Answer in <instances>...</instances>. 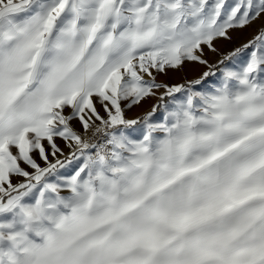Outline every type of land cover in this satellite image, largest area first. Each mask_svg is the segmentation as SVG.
Wrapping results in <instances>:
<instances>
[{
	"label": "snow or ice",
	"instance_id": "obj_1",
	"mask_svg": "<svg viewBox=\"0 0 264 264\" xmlns=\"http://www.w3.org/2000/svg\"><path fill=\"white\" fill-rule=\"evenodd\" d=\"M0 264H264V0H0Z\"/></svg>",
	"mask_w": 264,
	"mask_h": 264
},
{
	"label": "rangeland",
	"instance_id": "obj_2",
	"mask_svg": "<svg viewBox=\"0 0 264 264\" xmlns=\"http://www.w3.org/2000/svg\"><path fill=\"white\" fill-rule=\"evenodd\" d=\"M256 27H258V25H255L252 28H249L242 32L233 33V40L231 42L220 41L218 43V47H220L221 49H231L233 47L239 46L241 43L245 42L247 39H249L254 34ZM208 58L210 60H214L216 57L214 54L209 53ZM202 70H203L202 66L190 64V65H187L184 69H182L179 72L170 71L169 73H167V75L162 74L159 77V79L164 82H172V83L182 82L185 79L197 78ZM151 104H152V101H148L142 106L134 108L129 113V115L132 117L141 115L142 113H144L146 110L150 108Z\"/></svg>",
	"mask_w": 264,
	"mask_h": 264
}]
</instances>
